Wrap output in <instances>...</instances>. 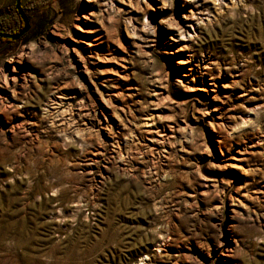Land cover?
Segmentation results:
<instances>
[{"label": "rangeland", "instance_id": "rangeland-1", "mask_svg": "<svg viewBox=\"0 0 264 264\" xmlns=\"http://www.w3.org/2000/svg\"><path fill=\"white\" fill-rule=\"evenodd\" d=\"M21 7L30 29L0 39V264H264V0Z\"/></svg>", "mask_w": 264, "mask_h": 264}, {"label": "water", "instance_id": "water-1", "mask_svg": "<svg viewBox=\"0 0 264 264\" xmlns=\"http://www.w3.org/2000/svg\"><path fill=\"white\" fill-rule=\"evenodd\" d=\"M15 10H16L17 14L19 15L22 23H23V28L16 34L0 32L1 38L19 39L22 35H24L30 29L28 19H27L26 15L24 14L22 7H21V0H16Z\"/></svg>", "mask_w": 264, "mask_h": 264}, {"label": "trees", "instance_id": "trees-1", "mask_svg": "<svg viewBox=\"0 0 264 264\" xmlns=\"http://www.w3.org/2000/svg\"><path fill=\"white\" fill-rule=\"evenodd\" d=\"M15 12H16V11H15ZM16 18L19 19V21L21 22V25H20V28H19V31H20V30L23 28V23H22V21H21V19H20L19 16H17ZM13 20H16V19L14 18ZM12 27H13V25L9 24V25H7L5 28H1V32H2V33H7V31L10 30ZM11 31H12V30H11ZM13 32H16V31H13ZM10 34H11V33H10ZM0 39L3 40V41L12 42V41L9 40V39H5V38H0Z\"/></svg>", "mask_w": 264, "mask_h": 264}]
</instances>
